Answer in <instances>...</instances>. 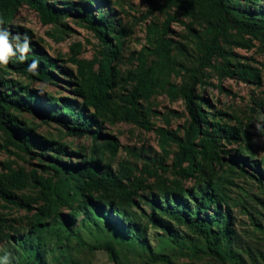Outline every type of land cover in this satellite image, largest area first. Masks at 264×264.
Instances as JSON below:
<instances>
[{"label": "trees", "instance_id": "obj_1", "mask_svg": "<svg viewBox=\"0 0 264 264\" xmlns=\"http://www.w3.org/2000/svg\"><path fill=\"white\" fill-rule=\"evenodd\" d=\"M145 1L150 3L153 12L165 11V5H158L153 0ZM260 1L214 0L223 17L209 24L207 33L210 39H201L197 65L180 66L182 72L190 76V83L179 88L165 74L174 44L167 39V35L176 14L167 15L162 26L150 23L147 27L148 39L155 46L152 55L158 57L157 62L149 64L147 48L142 49L137 54V68L124 77L114 66L122 46H112L109 39L114 35L113 39L121 40L123 34L116 32L114 24L105 20L101 9L96 14L94 9L83 7L80 3L59 7L50 0H0V21L3 22L0 23V30L9 33V43L14 52L6 65L0 64V131L10 138L6 141V149L13 145L17 151L36 158L55 154V162L41 166L46 173L52 172V176H37L33 172L35 195H18V192L28 188L32 177L25 171L12 169L11 162L5 163L7 171L0 173V201L5 203L4 209L19 208L33 214L28 217V229H25L20 224L7 222L4 213H0V264H4L5 257L9 264H50L49 256L53 248L68 250L75 232L73 225L82 215V227L89 224L96 229L99 224H108L115 241L107 240L104 244L94 245L93 250H106L114 264H130L126 256V263H123L121 250L115 247L118 244L129 248L138 241L141 247L149 250L147 232L150 226L165 231L176 244L182 239L179 230L185 227L207 244L212 255L227 264L229 250L234 247L231 246L232 232L228 226L232 219L220 186L224 184L225 177L214 168L220 167L224 169V174L229 173L230 176H250L264 188V169L261 168L264 165L262 159H255L257 152L252 151L249 133L222 123L224 116L228 115L211 111L204 95L196 93V87L210 85L205 75L211 70L221 79L236 75L253 84H261L259 69L242 63L232 66L235 56L222 46V42L228 39V27H234L245 35H264V9L254 12L241 8L244 3L254 5L256 9ZM89 2L91 5L98 3L96 0ZM166 3L176 4L179 11H189L184 0H166ZM25 5L39 15L44 25H60L63 30L66 26L62 20L69 19L72 10H78V18L105 45L97 71L93 62L72 60L78 67L74 96L81 99V103L77 99L47 97L41 91L31 89L30 85L35 82L56 85L59 78L55 72L62 74L63 71L33 40L31 30L19 27L13 31L11 28L16 14ZM14 34L20 37V47L23 46L24 36L29 38V51L23 63L19 61L21 53ZM34 60L39 64L32 73L27 68ZM13 74L23 78L22 81L7 77ZM65 75L72 78L68 73ZM129 85H134L132 90L116 98V91ZM218 88L224 90L222 83ZM164 90L171 98H182L187 105L191 120L187 128L180 127L183 135L157 128L163 156L146 158L141 169L126 161L121 162L117 170L104 164L105 154L109 152L115 158L120 144L101 132L103 122L110 119L151 131L154 124L149 120L150 109L143 102H150L154 95ZM59 104L61 107H58ZM256 106L260 111L264 110V102ZM17 112L36 117L44 123L70 124V118L73 121L67 128L70 136H90L95 142L92 155H86L82 162L71 167L65 163L60 165V157L65 151L37 139L35 131L15 116ZM166 121L170 124L169 120ZM233 140L241 144L234 154L225 148ZM172 146H176L177 151L172 164L168 165L166 161ZM248 166L252 167H249L251 171ZM191 181L196 183L189 186L187 183ZM76 198H80V202L71 215L59 213L62 204L68 205ZM76 243L84 244L83 241ZM73 261L69 259L67 264H74ZM78 263L76 260L75 264ZM159 264L178 263L169 257H160Z\"/></svg>", "mask_w": 264, "mask_h": 264}, {"label": "rangeland", "instance_id": "obj_2", "mask_svg": "<svg viewBox=\"0 0 264 264\" xmlns=\"http://www.w3.org/2000/svg\"><path fill=\"white\" fill-rule=\"evenodd\" d=\"M96 1L99 5L98 3L91 5L89 0H50L51 3L59 7L66 6L65 4L80 3L83 7L94 9L96 14H99L97 10H102L105 20L112 22L116 32L121 31L123 34L121 40L113 39L114 35H111L109 39H111L112 46H122V52L114 66L124 77L137 68V54L142 49L147 48L149 64L157 62L158 57L152 55L155 46L148 39L147 27L150 23L162 26L167 15L176 14V19L171 23L167 35V39L172 40L174 44L170 53L169 68L165 74L170 82L179 88L185 83H190V76L183 73L180 66L194 67L197 65L196 57L200 51V41L201 39L204 41L210 39V35L207 33L209 24L215 23L223 17L214 0H184L186 7H189L188 14L179 11L176 4L168 5L166 0H153L158 5L166 6L164 12H153L150 3L145 0ZM257 6L255 9L254 5L252 7L251 4L242 3L241 8L248 11H259L264 9V0L260 1ZM77 11L72 10V16L62 20V24L66 26L65 30L60 25H44L39 15L27 5L18 11L14 21L10 24L13 31L19 27L31 30L33 40L40 44L44 53L54 59L62 69V74L55 72L59 78L56 85L41 82L30 85L31 89L39 90L47 97L77 99L74 96V89L76 88L78 67L72 62L73 59L93 62L94 70H99V60L105 51V45L98 35L78 18ZM228 29L227 42L224 40L222 46L234 54L235 57L231 61L232 66L242 63L259 69L261 84H253L236 75L221 79L215 71L211 70L206 71L205 75L210 85H198L196 93L204 95L211 111L215 113L221 111L228 115L224 116L222 123L249 133L253 146L252 151L257 152L255 159H262L264 165V110L260 111L256 106L257 103L264 102V35L254 37L240 33L234 27H228ZM14 36L16 35L14 34ZM218 60V62H222V59ZM65 73L70 74L72 78L70 79ZM7 77L15 81L23 79L16 74ZM220 83L224 87L223 91L218 88ZM133 86L129 85L125 89H118L115 94L116 98L128 94ZM77 100L78 103L82 102L81 99ZM143 104L150 109L149 120L154 124L151 131L131 123L110 119L102 124L101 132L117 140L120 144L118 155L115 158H112L109 152L104 156V164L111 165L114 170L119 169L120 163L124 161L141 169L146 163V158L152 156L161 158L163 154L159 146L157 128L177 131L183 135L184 131L180 130V127L187 128L189 126L191 118L185 101L180 97L171 98L167 90L160 91L151 98L150 102H143ZM58 107L61 105L59 104ZM15 116H18L23 123L26 122L35 131L37 139L48 142L55 149L65 151L64 155L60 157V165L65 163L71 167L75 163L82 162L86 155H92L95 142L90 136L82 138L70 136L67 129L73 122L70 118H68L70 124L67 122L58 124L44 123L36 117L18 112L15 113ZM166 120H169L170 124H167ZM9 140L8 135L0 131V173L7 171L5 163L11 162L12 169L25 171L30 178L32 177L28 188L23 192H18V195H35L37 191L33 188V182H35L33 174L36 172L37 176H52V172L46 173L41 166L55 162V154H44L43 157L36 158L17 151L13 145L6 149V141ZM240 146V143L233 140L225 148L234 154L240 149ZM176 151L177 147L172 146L166 164H172ZM48 155L51 158L49 160L47 159ZM251 168L248 170L251 171ZM261 168L264 169L262 165ZM214 169L219 175L223 174L225 177L224 184H220V186L226 197L232 219L228 226L232 232L231 246L234 247L229 250L230 260L227 264H236V262L238 264H264V188L250 176H230L229 173L224 174V169L220 167L215 166ZM195 183L196 181H191L187 184L193 186ZM79 202L80 198H76L72 199L68 205L62 204L59 213L66 216L71 215ZM4 206L5 203L0 201V213H4L3 216L7 222H13V225L20 224L28 229V217L33 213L28 214L19 208L4 209ZM82 221L83 215L73 225L75 232L72 237L70 236L72 241L68 244V250L59 248L55 250L52 247L53 250L49 256L50 264H67L69 259L78 260V264H114L106 250H93L94 245L104 244L107 240L115 241L108 224H99L94 229L89 224L82 227ZM184 229L179 230L182 236L179 244H176L165 231L150 226L147 232L149 250L141 247L138 241L129 245V248H124L126 246L122 247L120 244L115 247L121 250L123 263H126L124 259L126 256L130 264H148L150 260L152 261L149 264L155 262L159 264L160 257H169L178 264H223L211 254L204 241L192 235L185 227ZM77 241H83L84 244L77 245ZM50 244L52 245L53 242ZM50 244L49 246H51ZM75 261H73L74 264Z\"/></svg>", "mask_w": 264, "mask_h": 264}, {"label": "clouds", "instance_id": "obj_3", "mask_svg": "<svg viewBox=\"0 0 264 264\" xmlns=\"http://www.w3.org/2000/svg\"><path fill=\"white\" fill-rule=\"evenodd\" d=\"M0 23H3L0 21ZM9 33L7 31L0 30V64L6 65L10 55H14L12 44L9 43ZM14 40L17 42V48L20 51L19 61L23 63L26 59V53L29 51V38L27 35L24 36L23 46L20 47L19 41L20 37H14ZM39 62L34 60L31 64L28 65L27 71L35 73V70L38 67ZM4 264H9L8 258H4Z\"/></svg>", "mask_w": 264, "mask_h": 264}]
</instances>
